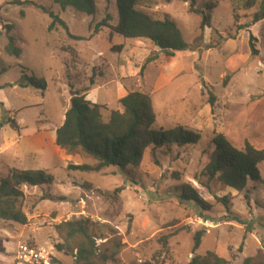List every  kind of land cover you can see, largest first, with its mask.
Here are the masks:
<instances>
[{"label":"rangeland","instance_id":"obj_1","mask_svg":"<svg viewBox=\"0 0 264 264\" xmlns=\"http://www.w3.org/2000/svg\"><path fill=\"white\" fill-rule=\"evenodd\" d=\"M31 1L58 14L67 30L82 39L69 38L60 25L48 31L51 18L31 4L0 0V176L12 166L44 169L54 178L50 185L22 186L26 224L0 219V264H13L22 241L53 252L59 264H75V250L72 254L56 245L63 243L60 223L79 219L87 220L93 235L95 264H187L199 229L205 232L195 254L215 251L230 264L250 256L256 257L253 264H264V163L258 164L261 180L247 181L240 191L200 175L216 133L237 148L248 141L264 149V19L244 27L253 9L236 10L234 18L230 0H216L210 25L202 27L201 17L189 11L190 0L141 4L154 18L173 19L188 43L186 50L168 56L149 39L124 38L107 27L90 36L104 16L105 0H96L94 17L72 7L62 10L53 0ZM108 11L114 25L115 0ZM3 23L13 25L9 34L22 48L18 57L4 52ZM113 45L121 49L112 51ZM93 70L94 84L89 86ZM23 71L44 78L45 90L19 86ZM67 76L75 89L89 87L85 98L103 106L105 120L111 110H122V96L138 90L151 97L156 127L180 124L197 131L200 139L173 146L170 152L156 149L154 158L149 147L139 166L124 171L114 166L68 169V164L95 160L54 143L69 105ZM63 151L67 160L61 157ZM183 183L198 190L209 210L179 201ZM120 186L122 190L114 191ZM216 196L227 198L230 213L240 222L220 220L227 212Z\"/></svg>","mask_w":264,"mask_h":264},{"label":"trees","instance_id":"obj_2","mask_svg":"<svg viewBox=\"0 0 264 264\" xmlns=\"http://www.w3.org/2000/svg\"><path fill=\"white\" fill-rule=\"evenodd\" d=\"M62 10L72 7L91 17L97 13L96 0H53ZM106 6L104 16L93 27V34L101 27H107L110 32L117 33L124 38H146L165 55L171 56L174 52L184 51L188 43L175 21L168 16L162 19L154 18L139 6L141 4L154 3L155 0H115L117 21L114 25L109 21L112 19L108 11L110 0H105ZM18 5L31 4L47 13L51 18L48 31L55 29L58 25L66 30L69 38L82 39L80 36L71 34L67 30L66 23L51 9L38 5L31 0H14ZM200 6H196V0L189 1V11L201 17L200 26L210 25V11L217 6L216 0H202ZM233 17L237 16L236 10L253 9L251 19L244 27H248L264 19V0H230ZM23 16V11H20ZM7 41L3 47L9 56L18 57L22 48L16 43L10 31L13 25L2 24ZM254 37L249 36V47L255 55L257 49L253 43ZM121 45L111 46L112 51H118ZM64 50H68L64 48ZM75 53L74 50L71 51ZM147 60H151L149 57ZM143 66L141 67V69ZM5 71V70H4ZM101 74V73H98ZM96 73L93 70L89 77V86L94 84ZM70 87L69 105L64 112V118L60 126L55 129L54 143L67 152L79 151L91 156L95 163L68 164L67 168L80 171H100L105 167L114 166L124 171L127 168L139 166L143 154L147 148H151V155L155 157V150L160 149L170 152L173 146L185 144H196L200 139L197 131L177 124L170 128L156 127V114L152 105L151 97L138 90L129 91L119 99L122 110H111L108 118L102 117V105L93 103L85 98L84 89H75L69 81ZM19 86H32L41 92L46 88V82L42 77L26 74L24 71L18 80ZM212 98V97H211ZM211 103V101H210ZM1 104V103H0ZM11 121L10 119H7ZM213 149L209 161L202 168L200 175L206 177L207 181L216 180L225 186L236 190H243L247 181H260L259 163H264V149L256 148L248 141L244 142L242 148L234 146L223 133H216L212 138ZM178 178L177 174L175 175ZM53 176L44 169H21L12 166L5 168V173L0 176V219L16 222L24 225L27 223V215L23 211L20 200L24 193L22 186L33 187L39 185H50ZM117 187L114 191H120ZM179 201H192L202 210H209L211 205L198 193V190L190 183L180 186ZM42 199L46 197H41ZM225 207L227 214L220 217L221 221L235 219L240 222L237 215L229 211L226 197H215ZM214 221L209 217L205 220ZM64 228L63 243L57 244L58 250L67 248L73 254L75 264H95L93 235L87 220H69L61 222ZM248 230V225H246ZM205 229H199L193 234L192 256L187 264H230L229 259L215 251H206L202 255L195 254ZM164 244L165 238L162 239ZM241 246L238 250L241 251ZM256 257H245L241 264H253ZM151 264V263H147Z\"/></svg>","mask_w":264,"mask_h":264},{"label":"built area","instance_id":"obj_3","mask_svg":"<svg viewBox=\"0 0 264 264\" xmlns=\"http://www.w3.org/2000/svg\"><path fill=\"white\" fill-rule=\"evenodd\" d=\"M13 264H59L53 252L33 243L19 242Z\"/></svg>","mask_w":264,"mask_h":264},{"label":"crops","instance_id":"obj_4","mask_svg":"<svg viewBox=\"0 0 264 264\" xmlns=\"http://www.w3.org/2000/svg\"><path fill=\"white\" fill-rule=\"evenodd\" d=\"M59 148V147H58ZM62 150V149H61ZM63 156H61L63 159L67 160L66 158H68L67 154L65 153V151H63Z\"/></svg>","mask_w":264,"mask_h":264},{"label":"water","instance_id":"obj_5","mask_svg":"<svg viewBox=\"0 0 264 264\" xmlns=\"http://www.w3.org/2000/svg\"><path fill=\"white\" fill-rule=\"evenodd\" d=\"M2 119H5V115L2 116Z\"/></svg>","mask_w":264,"mask_h":264}]
</instances>
